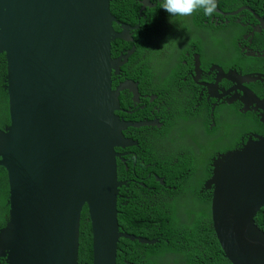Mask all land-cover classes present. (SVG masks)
<instances>
[{"label": "water", "instance_id": "water-1", "mask_svg": "<svg viewBox=\"0 0 264 264\" xmlns=\"http://www.w3.org/2000/svg\"><path fill=\"white\" fill-rule=\"evenodd\" d=\"M110 0H0V55H5L9 121L0 130V166L8 175L9 215L0 229L5 264H78L85 208L93 264H117L121 239L154 244L120 231L116 147L122 131L119 96L134 94L113 76L129 55L112 58L117 33ZM235 76V74H233ZM251 78H241L238 83ZM235 81V80H234ZM248 82V81H246ZM264 122V104L246 89ZM215 236L230 264H264V232L254 218L264 208V136L213 159L206 183Z\"/></svg>", "mask_w": 264, "mask_h": 264}, {"label": "flooded vegetation", "instance_id": "flooded-vegetation-1", "mask_svg": "<svg viewBox=\"0 0 264 264\" xmlns=\"http://www.w3.org/2000/svg\"><path fill=\"white\" fill-rule=\"evenodd\" d=\"M245 1L231 5L215 0L212 15L194 11L180 21L168 17L163 0H115L112 10L117 13L125 5L132 8L125 14L129 24L115 17L114 25L117 33L127 25L132 40H115L112 58L132 51L136 68L129 70V57L119 76H113V90L126 81L136 85L134 94H120L116 115L124 123H149L124 129L122 135L131 144L115 148L123 197L136 201L141 195V207L172 206L174 216L184 218L194 185L211 176L213 144L219 141L214 153L219 155L221 145L229 147L226 152L241 147L248 137L262 136L256 133L259 113L249 97L243 101L242 90L264 104V10L260 12V0ZM241 78L255 81L238 83ZM5 174L0 166V180ZM143 226L149 231L158 223L145 219Z\"/></svg>", "mask_w": 264, "mask_h": 264}, {"label": "trees", "instance_id": "trees-1", "mask_svg": "<svg viewBox=\"0 0 264 264\" xmlns=\"http://www.w3.org/2000/svg\"><path fill=\"white\" fill-rule=\"evenodd\" d=\"M127 1L129 4L133 3V0ZM220 1L225 4L230 3L231 5L234 3L247 4L245 0ZM114 5L115 0H110L112 14L114 13L113 15L122 23L129 24L125 20V14L132 8L129 5H125L117 13L112 10ZM263 7L264 0H260V8H262L260 12L264 10ZM200 12L204 14L203 9H198L194 12V15L197 14L198 16ZM197 18V23L201 24V18ZM148 19H150V16H148ZM136 23L132 25H136ZM114 28L117 29V26H114ZM112 45L114 48L115 43ZM126 55H121L120 57ZM133 59L134 57L132 56L129 62V70L134 72L136 68L132 66ZM5 60V55H0V129L9 125L8 96L6 90L3 88L6 75ZM113 89H115L114 82ZM255 115L261 120L259 114ZM255 115H252V117L255 118ZM260 120H258L259 130L256 133L264 136V122H260ZM221 148L222 150L218 152H224L229 147L221 145ZM123 189L125 188L123 187L120 190L117 200V222H119L120 231L136 237L145 238L149 241L155 240L156 243L147 245L120 238L118 242L117 264H230L225 258L215 236L208 209L210 203L209 192L199 196L201 203L206 204V208L202 212V218L197 220L195 224L190 225L188 222H181L174 216V207L163 206L162 208L156 207L147 210L140 206L145 202L143 196L140 195L136 201H130L128 200L129 198L122 196ZM7 214L8 211L6 209H0V227H3ZM145 219L157 222L158 227L146 231L143 226ZM254 222L264 231V208L256 214ZM0 264H5L3 258L0 259ZM78 264H93L92 231L87 208L83 211L79 222Z\"/></svg>", "mask_w": 264, "mask_h": 264}, {"label": "clouds", "instance_id": "clouds-1", "mask_svg": "<svg viewBox=\"0 0 264 264\" xmlns=\"http://www.w3.org/2000/svg\"><path fill=\"white\" fill-rule=\"evenodd\" d=\"M215 8H216L215 0H163L162 2V9L168 14L169 18L187 17V16H190L194 11L198 9H203V12L205 15H212L214 13ZM5 78H6V75H5ZM219 155H214V157L212 158V173H211L210 178L207 180V182L212 178V175H213V159L218 157ZM211 194H212V191H211ZM5 198L7 199L5 200ZM9 200H10V186H9L8 175L6 171L5 176L0 180V209L1 208L6 209L8 211V214L6 217L4 216L5 217L4 225L3 227H0V229L5 227V224L8 220L9 209H10Z\"/></svg>", "mask_w": 264, "mask_h": 264}, {"label": "crops", "instance_id": "crops-1", "mask_svg": "<svg viewBox=\"0 0 264 264\" xmlns=\"http://www.w3.org/2000/svg\"><path fill=\"white\" fill-rule=\"evenodd\" d=\"M219 141L215 142L214 145V149H212L211 155L214 156L215 151L220 149L219 146ZM202 189V190H201ZM209 191L208 189H206V183H196L194 185V188L191 192V196L189 197L188 201H192L194 202V204H189L188 202H186L187 206H190V212L189 215L186 216L184 215V218H177L178 220H180L181 222H188L190 225L195 224V222L199 219L202 218V212L205 210L206 208V204L201 203L199 196L201 194H203L204 192ZM179 206H182V203H179ZM209 209V215L211 218V201L209 203L208 206Z\"/></svg>", "mask_w": 264, "mask_h": 264}, {"label": "rangeland", "instance_id": "rangeland-1", "mask_svg": "<svg viewBox=\"0 0 264 264\" xmlns=\"http://www.w3.org/2000/svg\"><path fill=\"white\" fill-rule=\"evenodd\" d=\"M179 20L180 21H183V17H179ZM189 204H194V202H192V201H187ZM177 212V214H178V216L180 215V212L179 211H176Z\"/></svg>", "mask_w": 264, "mask_h": 264}, {"label": "bare ground", "instance_id": "bare-ground-1", "mask_svg": "<svg viewBox=\"0 0 264 264\" xmlns=\"http://www.w3.org/2000/svg\"><path fill=\"white\" fill-rule=\"evenodd\" d=\"M124 26H127V25H124ZM113 44V43H112Z\"/></svg>", "mask_w": 264, "mask_h": 264}]
</instances>
